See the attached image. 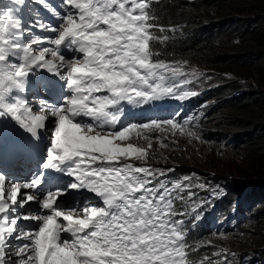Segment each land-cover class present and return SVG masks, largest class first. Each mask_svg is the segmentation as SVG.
<instances>
[{
    "label": "snow or ice",
    "instance_id": "obj_1",
    "mask_svg": "<svg viewBox=\"0 0 264 264\" xmlns=\"http://www.w3.org/2000/svg\"><path fill=\"white\" fill-rule=\"evenodd\" d=\"M38 2L47 8L49 0ZM158 2L61 0L52 24L39 15L27 22L17 15L27 0H0V122L12 121L36 140L38 129L51 133L46 157L30 179L0 170V264H219L190 258L189 249L199 248L188 233L207 201L184 182L188 177L165 183L159 177L174 169L122 163L147 161L153 139L169 146L148 134L164 126L173 135L178 130L200 138L188 129L191 117L180 119L179 113L143 121L124 115V104L198 94L181 90L192 82L186 61L153 59L161 53L150 42L163 44L169 36L152 30L175 31L155 23L150 10ZM44 31L55 35H38ZM41 69L58 78L51 84L60 94L33 108L28 77ZM134 137L149 141L148 147L126 143ZM48 172L70 182L53 177L45 188ZM70 192L75 198L63 199ZM29 221L34 226L24 223ZM213 255L228 264L226 249Z\"/></svg>",
    "mask_w": 264,
    "mask_h": 264
},
{
    "label": "rangeland",
    "instance_id": "obj_2",
    "mask_svg": "<svg viewBox=\"0 0 264 264\" xmlns=\"http://www.w3.org/2000/svg\"><path fill=\"white\" fill-rule=\"evenodd\" d=\"M37 6V2H27V7L22 9L32 13ZM38 35L50 36L47 31L39 32ZM184 70L189 73L187 78L192 82L184 85L181 90L196 91L197 96H200L205 90L210 91L229 84L234 79L233 75L225 74L223 77L226 79L222 81L217 76L216 71L187 63ZM193 70L199 75L192 77ZM40 71L52 74L46 69ZM183 78L181 77V79ZM35 93L38 96L41 94L39 89H36ZM192 98L194 97L185 101L166 99L162 102L140 107L124 104L123 108L126 112L124 115L127 120L143 121L149 118L165 117L172 113H179L180 119L191 117L188 129L196 131L200 138L190 137L187 133L180 134L178 130L173 135L168 127L164 126L163 131L155 130L148 134L152 137H164L165 143L169 146H162L160 140L153 139L151 140V147L148 148V157L152 160L130 159L122 161V163H132L136 166L146 165L154 169H174V171L165 172L164 176L159 177L165 183L188 177L184 182L194 186L192 190L197 193L200 200L207 201L199 209L203 218L202 222L205 220L211 223L212 231H210L213 238L221 242V244L213 243L211 240L206 242V248L209 247L212 250L210 260L225 264L222 255L220 257L213 255L215 251L224 248L228 253V264H259L260 254L264 251V223L256 217L251 218L249 215L251 213L256 215L261 208H264V200H256L264 197V145L259 142L258 138L253 139L251 137L247 141H243L244 145L236 149L232 148L229 136L220 127H214L217 121L213 119H216L220 114H213L212 116L206 114L209 106L216 102L219 104V101L201 102L192 106L194 102ZM191 99L193 100L191 105H187ZM207 107L208 109L205 110ZM202 119L206 121L205 124L193 125L197 120ZM208 119L211 120L208 122ZM12 130L14 133L21 132L16 124ZM44 131L49 142L50 130L45 128ZM245 135L244 137L247 138L248 134ZM126 143L147 148L149 141L138 140L134 137ZM180 153L186 156L187 166L182 167L180 166L181 163H178V157L176 158L175 155ZM193 159L198 161L196 165L192 162ZM208 167L212 169H208ZM200 183L205 184L206 189L195 187ZM237 183L242 184V194L232 206H229L228 203H224L223 199L227 197L232 191L233 185ZM210 194H212L211 199H209ZM215 207H217V215H213L212 212L214 209L216 210ZM233 253L235 255H232Z\"/></svg>",
    "mask_w": 264,
    "mask_h": 264
},
{
    "label": "trees",
    "instance_id": "obj_3",
    "mask_svg": "<svg viewBox=\"0 0 264 264\" xmlns=\"http://www.w3.org/2000/svg\"><path fill=\"white\" fill-rule=\"evenodd\" d=\"M150 11L158 18L155 23L175 29L163 34L152 30L155 35L169 36L163 44L150 42L152 48L161 53L159 57L154 56V60L186 61L190 65L212 69L222 81L226 79L225 74L234 77L231 83L205 90L192 98V106L219 101V104L216 102L209 109L207 107L206 114H220L213 119L217 121L214 127L223 129L231 139L232 148L244 145L243 141L251 137L258 138L264 145V0H159L153 3ZM192 99L188 104L191 105ZM205 122L204 119L197 120L193 125ZM245 130L248 132H243ZM245 134H248L247 138ZM175 157L180 166L188 165L183 153ZM149 160L152 159L149 157ZM192 162L196 165L198 161L193 159ZM241 185H233L232 191L223 199L225 204L232 206L241 196ZM261 199L264 197L256 200ZM215 208L213 215L218 214ZM249 216L264 223V208ZM202 220L201 215L196 227L188 233L189 241L199 248L195 253L189 249L193 260L210 258L212 250L206 248V242L211 240L221 244L213 238L211 223ZM259 264H264V251L260 254Z\"/></svg>",
    "mask_w": 264,
    "mask_h": 264
},
{
    "label": "bare ground",
    "instance_id": "obj_4",
    "mask_svg": "<svg viewBox=\"0 0 264 264\" xmlns=\"http://www.w3.org/2000/svg\"><path fill=\"white\" fill-rule=\"evenodd\" d=\"M15 129H17V128H15ZM15 129H14V130H15ZM238 216H239V215H238ZM65 235H67V234L65 233Z\"/></svg>",
    "mask_w": 264,
    "mask_h": 264
}]
</instances>
